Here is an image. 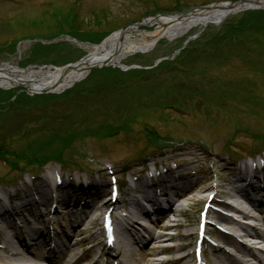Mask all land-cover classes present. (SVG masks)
I'll return each mask as SVG.
<instances>
[{
  "label": "rangeland",
  "instance_id": "obj_1",
  "mask_svg": "<svg viewBox=\"0 0 264 264\" xmlns=\"http://www.w3.org/2000/svg\"><path fill=\"white\" fill-rule=\"evenodd\" d=\"M230 1L238 0H152V3L151 0H0V63L17 64L22 69L32 66L36 69L44 66L62 67L88 54L80 44L97 45L103 37L105 40L126 26L128 29L137 27L132 24L140 22L146 14L148 16L145 18L180 15L194 7ZM155 9L161 12L150 14ZM223 25L210 24L202 33L197 28L196 32L192 31L188 35L192 37V53L186 58L185 66L177 62L172 66L174 73L167 74H177L176 77L172 76L174 88L169 81L161 84L158 76H143L140 72L150 70L161 59L173 62L174 55L187 37L183 36L172 42L162 39L152 51L137 54L124 61L127 67L140 68V71H133L132 75L122 78L127 84L138 83L135 85L136 90L131 96L121 97L117 92L113 95L108 92L105 99L98 96L100 99L97 100L95 97L92 110L102 113L94 117L90 124L96 127L97 123L109 121L119 125L120 121L116 118H120L122 112L127 109L137 110L134 115H129L130 121L134 119L131 122L134 137L129 141L121 135L117 138H102L101 141L99 137L83 138L65 150L63 155L67 162H49L42 168V172L33 170L31 173L39 175L31 176L29 173L22 176L19 183L13 179L19 171H11L0 161V199L9 195L11 205L7 208L9 213L14 212L12 219L20 222L25 217H35L36 212L49 210L50 216L62 215L66 220L73 221L74 216H67V211L81 213L83 210L88 213V217L84 214L79 224L73 223L74 229L81 228L79 230L84 232L83 235L92 239L79 244L75 254L84 252L93 237H99L101 250L107 251L102 243L104 238L98 236L97 228H101V217L107 209L102 207L101 201H109L110 181L111 176H114L122 196L117 201L118 206L126 204L127 209L136 212L142 223L152 226L160 224V227L165 224L163 221L156 222L153 214H150V219L142 216L136 203L137 198L158 213L159 204H166L172 197L179 199L178 205L185 209L178 210L177 203L172 205L175 226L167 231L168 234L166 232L168 242L149 241L147 233L145 237L141 235L144 230L140 227V233L134 235V249L148 253L176 247V250L164 249L157 258L165 261L182 255L185 259L178 264H194V232L203 204L213 194L215 196L211 208L215 205H221L222 208L221 201L225 197L226 200L233 198V194L227 196L224 191L234 181L236 167L250 166L253 160L260 162L264 159V42L255 40L244 45L240 42L239 46L231 45L224 49L222 56H211L209 52L213 53L211 49L214 43L209 35L222 31ZM204 36L205 39L202 38ZM202 43H209L210 46L202 48ZM176 58L177 55L175 60ZM161 68L163 65L159 69ZM17 89L20 90V95L15 101L27 100L26 103H30L31 108L28 110L26 107L22 112L15 111L19 106L8 104L11 98L0 99V138L10 137L14 141L10 145H15L4 150L8 154H18V151L27 146L25 138L19 137L22 132L17 134V129H27L31 133L33 130L30 125H26V121L35 119V114L45 111L42 108L45 105H35V102L47 95L28 96L24 94L23 87ZM160 95H163L164 100H160ZM153 101H166L171 107L187 112H156L146 107L148 104L157 106L153 105ZM129 103L139 106L133 110V107L127 106ZM36 125L31 126L36 128ZM144 132H154L161 144L160 150L147 145ZM33 135L37 136L38 133L34 130L31 138ZM139 152L142 154L139 155ZM145 170L147 173H143ZM262 175L264 173H259L258 179ZM51 177L59 179L57 188L47 184ZM141 181L158 184L159 187L156 183L153 184L157 186L158 194H148L158 198L155 200V203L158 201L157 204L145 201L143 193L133 192L136 184ZM249 183L256 186L259 181L256 179L243 184H247V192L254 193ZM180 186L185 189H176ZM204 186L209 189L204 193H197ZM163 188L168 191L166 195H162ZM45 191L46 194L49 192V196L44 195V199L47 196L46 204L42 198ZM20 199L26 202L29 199L35 200L37 203L31 210L28 206L21 207ZM6 216L0 208V217ZM209 228L211 236L209 235L202 248L206 253L205 261L208 264H220L212 250L215 244H220L221 236L217 228ZM189 231L192 237L188 240L186 232ZM121 240L122 237L118 235L117 241ZM136 240H141V243ZM187 242L188 245H185ZM112 252L113 249L109 250L108 256L100 259V264H114V260L110 261Z\"/></svg>",
  "mask_w": 264,
  "mask_h": 264
},
{
  "label": "bare ground",
  "instance_id": "obj_2",
  "mask_svg": "<svg viewBox=\"0 0 264 264\" xmlns=\"http://www.w3.org/2000/svg\"><path fill=\"white\" fill-rule=\"evenodd\" d=\"M254 6L264 7V0H257L248 5L242 3L220 4L213 8L194 10L182 15H161L148 19L143 25L145 27H153L152 30H141L139 27H134L123 32H116L98 45L80 44V47L88 52L87 56L79 62L72 63L70 68L67 69L63 67L53 68L52 66L49 68L38 67L36 69L30 67L22 69L17 64L0 63V88L5 91H12L14 88L24 87L28 88L30 93L46 91L57 94L70 88L78 81L83 80L93 67H122L124 61L128 58L152 51L162 39L172 42L185 36L191 30L199 28L201 31L210 24L218 26L229 16L245 8ZM236 170L234 181L224 192L227 195L233 193L235 200L229 208L236 212L241 211L245 219L252 222V226L244 225L230 218V221L228 220V229L233 237L237 235L238 231L243 233L256 232L258 223L264 222V175L259 179L260 183L254 190V193H257L256 195L252 193L245 197L243 194L244 189H242L243 183L252 182V179L256 180L259 178L260 172L264 173V161H262L261 166L252 164L250 168L245 165L244 167H236ZM47 182V184L53 185L58 181L55 177H51ZM145 183V181H141L136 186L142 190L145 201L155 203V200L158 198L146 194L147 190L153 189L152 187H155V185L150 186ZM176 189H185V187L180 186L176 187ZM208 189V186L201 187L197 190V193H204ZM46 191L42 193L43 199L44 195L49 196V192L46 194ZM161 192H163L162 195H166L168 191L163 188ZM46 197L43 200L44 204H46ZM246 198L248 199L245 205L247 212H243L240 206L246 203L244 202ZM22 201L21 207L28 206L31 210L35 203H37L35 200L31 201L30 199L27 202ZM178 201L179 199L176 201L172 197L168 199L166 204H159L160 211L157 221L165 222L170 219L173 222L171 217H175V215L174 211H172V205ZM38 202L42 204L40 200ZM252 203L259 207V214L249 213L250 210L252 211L250 208V204ZM116 204V202L111 204V202L105 199L101 201L102 207H112ZM144 205H146L145 202L139 203V208L148 214ZM115 210V213L120 214L121 209L116 208ZM4 212L7 216L0 217V264H100V259L106 256V251H102L99 248L97 237H93L94 240H92L84 252L75 254V250L79 244L92 239V237H85L83 235L84 232L79 230L81 228L74 229L73 223L82 221L84 214L85 216L88 214L83 210L81 213L67 211L66 215H72V218L74 216L73 221H71L72 219L66 220L65 216L63 217L62 215L59 217L50 216L48 210L47 212H36L35 217H25L19 223H15V220L12 219L14 212L9 213L8 210H4ZM122 215L127 220L119 225L115 231L122 237L121 242H123V245L121 248L123 247V249L116 247L110 261L118 259L120 264H178L184 261L185 258L182 255L165 261L157 258L164 249L174 250L176 247H166L148 253H142L133 247V236L138 234L140 230L136 224L143 225L144 233H142V236H147V233L148 240L157 243L169 241L166 232L170 229L168 226H172L173 224L168 222L163 224L162 227H160V224H156V226L144 224L136 219L138 215L130 209ZM221 219L226 220L227 218L221 216ZM262 227L264 230V225ZM186 236L187 239L192 237L190 231L186 232ZM136 241L141 243V240ZM229 241L228 243H230ZM188 242L185 245H188ZM242 248L244 252H250L247 246H242ZM214 251L220 264H224L227 256L226 251L222 248H215ZM259 264H264V259Z\"/></svg>",
  "mask_w": 264,
  "mask_h": 264
},
{
  "label": "trees",
  "instance_id": "obj_3",
  "mask_svg": "<svg viewBox=\"0 0 264 264\" xmlns=\"http://www.w3.org/2000/svg\"><path fill=\"white\" fill-rule=\"evenodd\" d=\"M205 37L206 36L202 38L205 39ZM209 37H212L211 40L212 43H214L211 49L213 55L209 52V55L211 56H222L224 55V49H227V47L231 45L239 46L238 43L240 42L243 45L246 43L250 44V42L253 43L255 40L264 42V10L247 11L236 18H232L225 23L222 31L210 34ZM202 44L203 46L200 44V47L202 48L210 46L209 43L207 45L204 43ZM192 51V49L188 48L184 50L180 54V57L174 62H164L160 65V67L163 65V68L159 69V67L154 72L143 71L141 74L148 75L149 73H152L153 77H155V75L158 76L159 80L154 78L155 80H158L161 84H167L166 82L169 81L170 86L174 88V78L172 76L176 77L177 74H167L174 73L175 70L172 66L177 62L182 66H185V60ZM228 56L231 55L229 54ZM137 84L138 83L127 84L117 70L111 68L96 70L91 73L87 80L76 85L73 89L67 91L63 95L44 96L43 98L36 100L35 105H45L42 106L45 111L42 114H35V119L27 120L26 125H30V129L33 130L31 132L32 134L35 130L38 135H33L31 138L30 131L18 128L17 134L22 132V135L19 137L25 138L27 143V146L22 148L21 151H18V154H8L4 151L15 145H10L11 142H14L12 138L6 136L1 137L0 159L6 161L13 171H19V175H23L33 170L36 172L42 170V168L50 161H56L58 163L67 162L65 160V155H63L65 150L71 148L74 143L83 138L99 137L100 140H102V138H116L122 134H129V132L131 135L132 132L130 128L132 126V119L130 121L129 115L132 113L134 115L137 111L135 107L139 106L134 103H129L127 106L130 108L133 107V110L136 111H129L127 109V111L122 112V116L118 114L122 117V119L121 117L116 118V120L120 121L119 125L107 121L102 124L97 123V126L93 127L90 122L93 121L94 117L96 118L102 113L99 111L94 112L92 110L95 97L97 100L100 99L98 96L105 99L108 92L110 95L117 92L121 97L131 96L136 90L135 85ZM13 95L12 92H4L0 90V99H10ZM162 96L163 95L159 96L161 101L163 98ZM103 99H101L102 103ZM10 100L8 101V104L14 105V107L19 106L15 108V111L19 110L22 112L25 111L26 107L28 110L31 108L29 107L31 106L30 103H26L27 100L22 99L23 102H11ZM154 104L158 107H163V105H165V107H170V104L166 101L162 103L160 102V104L159 102L157 103L156 101H153V105ZM146 107L152 108L153 106L152 104H148ZM90 115H92V117H90ZM34 124H37L36 128L35 126H31ZM153 133L154 132H151V134H149V142L153 145L160 146L161 144H159ZM17 180L19 179H16V181Z\"/></svg>",
  "mask_w": 264,
  "mask_h": 264
},
{
  "label": "water",
  "instance_id": "obj_4",
  "mask_svg": "<svg viewBox=\"0 0 264 264\" xmlns=\"http://www.w3.org/2000/svg\"><path fill=\"white\" fill-rule=\"evenodd\" d=\"M254 2V0H242L241 1V3H244V4H246V3H253ZM209 7H203V8H198V9H208ZM71 66V65H70ZM70 66H67L66 67V69L67 68H70ZM95 68H101V67H95ZM44 93H47L46 91L44 92Z\"/></svg>",
  "mask_w": 264,
  "mask_h": 264
}]
</instances>
